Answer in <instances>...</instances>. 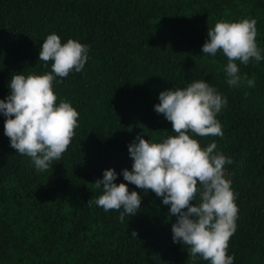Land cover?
<instances>
[{"label":"trees","instance_id":"16d2710c","mask_svg":"<svg viewBox=\"0 0 264 264\" xmlns=\"http://www.w3.org/2000/svg\"><path fill=\"white\" fill-rule=\"evenodd\" d=\"M244 18L257 21L264 55V0H0V99L12 75L51 71L39 60L47 35L89 46L84 69L54 84L58 102L79 112V127L48 170L10 147L0 114V264H192L187 246L173 243L170 206L128 184L122 170H131L128 145L138 134L150 142L175 135L154 111L159 93L200 79L227 99L217 116L223 138H196L233 161L224 171L239 214L228 254L234 264H264V60L237 62L255 87H230L227 58L201 53L218 20ZM109 168L114 183L142 196L124 222L95 203L102 188L92 183Z\"/></svg>","mask_w":264,"mask_h":264},{"label":"clouds","instance_id":"9594fccd","mask_svg":"<svg viewBox=\"0 0 264 264\" xmlns=\"http://www.w3.org/2000/svg\"><path fill=\"white\" fill-rule=\"evenodd\" d=\"M256 25L254 18L221 19L207 30L201 53L215 57L221 52L227 58L223 71L230 87H255V76L249 79L242 75L237 62L246 66L252 60H264ZM88 52L89 46L75 39L62 43L57 34L47 35L39 60L46 66L51 61V71L12 75L10 94L0 99L4 135L10 147L29 157L37 171H46L53 161L60 160L76 135L79 112L65 99L58 102L54 84L62 83L72 72H81ZM158 99L154 111L171 123L175 135L150 142L138 134L128 145L133 163L130 171L122 170L123 179L145 193L151 190L170 206L169 217H176L171 225L173 243L187 246L192 264L198 257L209 264H234L228 248L237 228L239 207L224 171L233 161L214 151L215 142L202 147L196 138H223L217 116L227 106V99L204 79L194 80L185 88L164 90ZM116 179V171L109 168L103 171L102 179L92 183L102 188L95 203L105 212H120L118 219L124 222L125 216L140 209L142 196L129 191L126 183H114Z\"/></svg>","mask_w":264,"mask_h":264}]
</instances>
